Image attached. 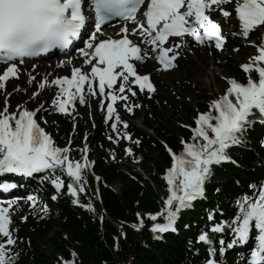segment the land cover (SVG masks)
Instances as JSON below:
<instances>
[{
  "label": "snow or ice",
  "instance_id": "snow-or-ice-1",
  "mask_svg": "<svg viewBox=\"0 0 264 264\" xmlns=\"http://www.w3.org/2000/svg\"><path fill=\"white\" fill-rule=\"evenodd\" d=\"M85 5L86 0H0V62L8 64L0 74V90L6 94L5 105L0 109V174L30 177L34 173L50 172L53 175L45 179H50L56 190L53 200L65 187L61 176L55 175L60 170L71 179L67 190L75 198L74 203L79 204L78 194L85 191L82 170L94 162L88 161L86 146L82 150L83 162L70 159V147L56 146L51 134L38 122L37 113L45 110L44 104L34 110L18 105L16 111H9L7 97L12 93L6 92V82L12 77L19 78L20 69L15 62L18 58L23 63L25 57L40 56L53 49L66 50L76 40L84 38L83 33L87 31L84 46L78 52L89 70L73 66L70 77L57 76L52 80L45 77L38 87L56 86L58 92L51 104L66 115L70 114L69 105L77 99L81 104L87 102L85 92L110 99L106 105V120L115 121L110 127L119 134L118 124L127 129L128 122L117 112V102H125L124 108L131 113L141 107L128 103L130 96L137 95L134 85L139 92L156 91L151 74L138 73L134 63L143 62L149 55L142 45H151L150 51L158 53L155 58L163 70L177 66L181 49L187 44L185 37H191L198 45L213 46L214 42V48L223 51L228 37L211 14L219 11L223 18H229L232 11L225 6L233 5L239 31H232L230 35L243 37L257 49V54L241 65L247 74L246 82L225 78L229 84L226 93L211 101L207 112L198 113L190 141L181 140L183 150L176 153L165 145L172 158L163 177L169 194L160 212L148 214L153 221L151 231L161 239L164 233L176 232L180 213L204 197L213 166L232 161L229 150L243 142L250 117L256 113L264 115V41L256 45L250 39L254 31L264 29V0H91L88 6L94 9V16L85 14ZM115 17L121 18L123 23L113 37L103 31V26ZM170 38H179V42ZM233 50L238 52L239 48ZM35 80V76H30L29 83ZM38 95L33 92L29 98L35 99ZM104 107L101 103V108ZM124 138L132 140L128 133ZM134 142L140 143L139 140ZM126 151L131 155V148ZM15 187L14 183H0V190L5 192ZM252 187L256 188L253 194L242 195L236 201L238 214L227 224L231 239L221 236L214 240L208 231L199 235V242L209 246L212 257L206 264H218L215 259L218 252L223 254L237 245L248 246L250 239H255L257 244L249 248L251 259H245L244 264H264V184ZM27 199L35 208L34 198L28 196ZM14 203L10 201L7 206L0 203V264H15L18 256L12 251L17 240L10 228ZM83 207L95 211L92 204ZM42 211L46 212L47 206ZM137 216L139 222L131 227L139 230L144 220L140 213ZM161 217L163 222H157ZM209 219H213L212 214ZM225 226L216 223L210 231L223 234ZM75 255L72 253L73 257ZM63 264H75V261L65 260Z\"/></svg>",
  "mask_w": 264,
  "mask_h": 264
},
{
  "label": "trees",
  "instance_id": "trees-1",
  "mask_svg": "<svg viewBox=\"0 0 264 264\" xmlns=\"http://www.w3.org/2000/svg\"><path fill=\"white\" fill-rule=\"evenodd\" d=\"M200 105L203 108V104ZM186 110L185 119L193 123L191 117L195 111L190 105ZM147 123L175 149L181 147V137L190 136L187 128L172 123L157 107L148 112ZM69 126L70 123L65 121L66 130ZM259 133V127L246 131L244 144L231 150V157L237 163H225L216 169L209 187L210 204H219L227 213L233 214V202L250 190L251 182L263 177L264 148L259 143ZM98 138L103 141L101 135ZM136 156L144 165L152 162L154 167L149 168L147 174L154 181V187L142 175L138 174L137 179L126 175L117 160L103 157L96 165V170L102 175L100 199L95 194L89 199L79 193V201L84 205L92 204L95 211L88 210L80 202L74 203L64 195L52 204L51 213L44 214L39 220L29 217L27 224L19 226L18 230L21 252L17 256L18 264H62L56 255L69 257L72 252H75L78 264H117L124 261L132 264H203V255L207 254L204 244H196L198 227L193 223L206 222L201 213L189 212L191 229H184L179 235L169 234L164 241L155 239L149 230L148 214L156 213L163 205L161 192H164L165 184L161 172L169 163L165 146L151 135L144 136L142 148L136 149ZM116 180L123 183L120 193L109 187ZM137 213L144 220V226L139 230L131 227L139 222ZM54 225H59L68 236L64 237L61 231H57L50 238L48 251L41 252L40 244ZM118 226H121V232ZM195 248L200 249L199 254L195 253Z\"/></svg>",
  "mask_w": 264,
  "mask_h": 264
},
{
  "label": "rangeland",
  "instance_id": "rangeland-1",
  "mask_svg": "<svg viewBox=\"0 0 264 264\" xmlns=\"http://www.w3.org/2000/svg\"><path fill=\"white\" fill-rule=\"evenodd\" d=\"M227 20L231 21L232 18H228ZM240 41L241 43H245L243 40ZM233 45L234 43L230 40L228 46H226L221 52L218 49L210 47H198L192 50L187 49L185 57H183V59L180 61L179 67L170 72H160L159 66L156 63V56H154V54H150L148 61L139 63V66L141 73L150 72L157 82L156 91L153 93V100L157 103H163V101L166 102V104L170 106L168 107L166 113L172 114L174 109L180 106H185L189 102H193L194 108H196L197 102L200 101H197L194 97V90L202 91V93L212 96H216L226 90L227 82L224 78H231L234 72H231L228 67H218L217 59L219 57H221L219 58L221 61H224V59H230L232 67L234 68H238L240 63L248 59V50H244L241 54H234V52H232ZM47 64H49V62L46 63V66ZM66 71L68 72V69ZM21 75L24 77L25 72H23ZM25 83H27L26 85H29L28 76ZM14 88L16 87H12L10 85L9 91L11 90L12 93ZM29 94L30 92L24 95L20 94V101L16 102V110L18 104H22L23 107L27 106L29 108L36 105L29 98ZM140 95H142V93L139 95L137 94V97L133 99L135 104H137L138 99H141ZM47 98L48 93L43 92L39 98V101H41L39 105L43 104V100ZM5 99L6 97L3 98V105H0V109H3L5 105ZM97 101L98 99L95 100V98H93V100H88L85 104H82L80 108V117L84 120H91V124L87 129L92 132H95L96 128L98 127L97 121L106 120V108L104 107L102 109L101 106H98L96 104ZM202 102L204 101L201 100L200 103ZM139 118L142 117L140 116ZM90 127H92V129ZM109 132L111 135L113 134V129L110 126ZM124 169L125 171H130L127 168ZM132 169H136V166H133ZM82 176L84 178V183L91 185L86 174L82 173ZM113 186L114 188L119 189L121 188L122 184L121 182H115Z\"/></svg>",
  "mask_w": 264,
  "mask_h": 264
},
{
  "label": "bare ground",
  "instance_id": "bare-ground-1",
  "mask_svg": "<svg viewBox=\"0 0 264 264\" xmlns=\"http://www.w3.org/2000/svg\"><path fill=\"white\" fill-rule=\"evenodd\" d=\"M57 65V63H56V61H52L51 63H49V64H47V66H46V68H50V67H53V66H56ZM139 122H142L141 120H139Z\"/></svg>",
  "mask_w": 264,
  "mask_h": 264
}]
</instances>
